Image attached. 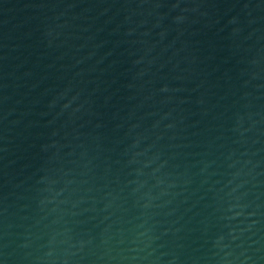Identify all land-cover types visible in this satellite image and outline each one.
Returning a JSON list of instances; mask_svg holds the SVG:
<instances>
[{
	"label": "water",
	"instance_id": "water-1",
	"mask_svg": "<svg viewBox=\"0 0 264 264\" xmlns=\"http://www.w3.org/2000/svg\"><path fill=\"white\" fill-rule=\"evenodd\" d=\"M0 264H264V0H0Z\"/></svg>",
	"mask_w": 264,
	"mask_h": 264
}]
</instances>
